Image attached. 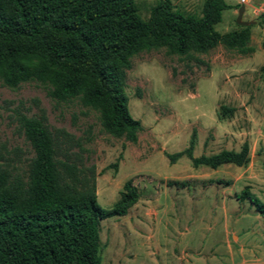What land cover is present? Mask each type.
<instances>
[{
	"label": "trees",
	"instance_id": "trees-1",
	"mask_svg": "<svg viewBox=\"0 0 264 264\" xmlns=\"http://www.w3.org/2000/svg\"><path fill=\"white\" fill-rule=\"evenodd\" d=\"M230 7L225 0H204L196 16L175 10L171 0H157L143 19L135 0H0V80L11 88L39 81L56 100L79 97L98 111L107 132L136 142L142 125L130 114L124 89L131 57L159 47L178 55L202 53L218 44L253 52L250 25L215 29ZM260 70L264 74V62ZM232 111L221 105L219 116ZM16 120L33 156L21 175L0 163V264H100L101 220L126 214L138 188L127 179L111 207H102L84 139L51 128L41 107L29 116L18 111ZM195 136L193 130L185 149L166 153L170 163L185 155L193 167L248 164L247 141L238 150L194 156ZM189 181L165 184L183 188ZM207 182L227 186L231 180ZM236 197L248 200L264 223V202L248 186Z\"/></svg>",
	"mask_w": 264,
	"mask_h": 264
},
{
	"label": "rangeland",
	"instance_id": "rangeland-1",
	"mask_svg": "<svg viewBox=\"0 0 264 264\" xmlns=\"http://www.w3.org/2000/svg\"><path fill=\"white\" fill-rule=\"evenodd\" d=\"M203 1L171 0L175 10L196 16L201 14ZM225 1L231 7L222 11L215 29L224 33L236 28L238 9L243 5L242 20L252 21L249 45L254 51L242 54L218 44L206 52L192 51L188 55L170 53L166 47H159L132 56L124 89L129 112L142 125L136 142L107 132L98 111L84 105L79 97L56 100L49 96L48 86L39 81L30 80L11 88L0 80V154L4 157L0 163L8 162L13 175L23 174L33 156L18 129L16 113L20 111L29 116L41 107L51 128H63L84 139L87 164L96 167L97 200L102 207H111L127 179L131 178L138 188L139 198L126 214L101 220L100 264H151L153 261L172 264L177 263L175 257L182 263L193 255L196 244H202V250L206 251L212 224L207 216L201 223L186 225L189 207L185 204L176 230L165 232L167 237L148 217L160 210L161 222L169 225L170 217H175L180 209L177 201L188 203V198L195 197L199 183L194 177L229 179L233 183L227 187L229 195L238 194L248 186L264 202V74L260 70L264 62L261 47L264 3L263 0H249L246 4L239 0ZM135 2L140 16L146 19L157 0ZM221 105L231 107L232 113L219 116ZM193 130L196 133L194 156L221 149L238 150L247 141L248 164H223L216 169L204 165L193 167L185 155L170 163L166 153L185 149ZM172 178L190 181L188 186L177 189L165 184ZM222 187L218 186L217 190ZM232 206L236 211L229 212L230 220L235 215L244 217L234 226L245 224L250 241L264 244V223L260 217L256 218L250 202L243 200ZM154 242L161 244L164 252L156 254L152 246L153 253H146V245ZM172 246L182 253L171 254ZM261 257L264 259V251Z\"/></svg>",
	"mask_w": 264,
	"mask_h": 264
},
{
	"label": "crops",
	"instance_id": "crops-1",
	"mask_svg": "<svg viewBox=\"0 0 264 264\" xmlns=\"http://www.w3.org/2000/svg\"><path fill=\"white\" fill-rule=\"evenodd\" d=\"M249 1V0H248ZM264 3V0L262 1ZM245 11V8H244ZM255 8L252 9V13H255ZM244 14V13H243ZM207 167V166H205ZM209 168V167H208ZM194 179L198 181V185L196 187L197 192L193 199L188 198L187 202L184 203L181 200H178L177 203L179 205V210H177V215L174 217H170V224L161 222V211L155 210L154 215H149L148 217L151 219L152 225H154L158 230H162L165 232L176 230V224L183 217V206L186 204L189 209L187 210L188 219H185L186 225L189 222H200L207 216L212 220V224L210 225V230L208 231V237H210L208 243V249L203 251L202 244H196L193 248V255L189 257V259L184 260L182 263H178V257H175L174 260L177 261L178 264H264V259L261 257V253L264 251L263 243H252L249 238V228L244 226H234V224L239 223L243 217V215H235V217L230 220L229 212H235V206L233 204H238L239 201L235 195H229L227 191V187L229 185L216 184L207 182L208 179H221V178H213V177H194ZM176 180H183L172 178ZM223 185V187H222ZM222 187L220 191L217 188ZM175 187V186H172ZM177 188V187H175ZM184 188V187H183ZM198 188V189H197ZM182 189V188H177ZM235 202V203H234ZM174 205V202H173ZM160 204L157 202L156 207H159ZM193 206V207H192ZM232 206V207H231ZM192 207V208H191ZM192 209V210H191ZM191 213V214H190ZM256 218L260 216L257 214ZM261 218V217H260ZM262 219V218H261ZM229 220L233 224L229 223ZM175 221V223H173ZM263 222V220H262ZM241 223V222H240ZM168 225V226H167ZM175 225V226H174ZM171 226V227H169ZM218 228V232H216V228ZM171 228V229H170ZM175 228V229H174ZM222 231V235L220 236ZM172 236V235H171ZM231 238V239H230ZM153 246V247H152ZM148 247L146 253H153L152 250H155V253H162L164 249H162L161 244H157L154 242L153 244L146 245ZM153 249H152V248ZM152 249V250H151ZM184 252V251H183ZM171 254L182 253L176 252V247L172 246L170 249ZM172 263V264H177ZM151 264H158L157 262H152ZM166 264V263H165Z\"/></svg>",
	"mask_w": 264,
	"mask_h": 264
},
{
	"label": "water",
	"instance_id": "water-1",
	"mask_svg": "<svg viewBox=\"0 0 264 264\" xmlns=\"http://www.w3.org/2000/svg\"><path fill=\"white\" fill-rule=\"evenodd\" d=\"M243 13H244V6H240L239 9H238V15H237V23L239 25H242V26H247L249 25L250 23H252V21H244L242 20V16H243Z\"/></svg>",
	"mask_w": 264,
	"mask_h": 264
},
{
	"label": "built area",
	"instance_id": "built-area-1",
	"mask_svg": "<svg viewBox=\"0 0 264 264\" xmlns=\"http://www.w3.org/2000/svg\"><path fill=\"white\" fill-rule=\"evenodd\" d=\"M248 2V0H239V3L241 4H246Z\"/></svg>",
	"mask_w": 264,
	"mask_h": 264
}]
</instances>
